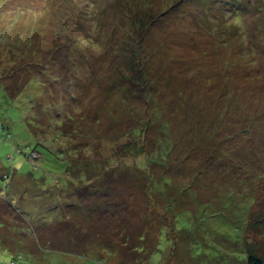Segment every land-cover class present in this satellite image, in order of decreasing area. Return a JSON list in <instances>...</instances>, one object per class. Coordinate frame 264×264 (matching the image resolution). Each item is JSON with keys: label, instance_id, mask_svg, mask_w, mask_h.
<instances>
[{"label": "rangeland", "instance_id": "rangeland-1", "mask_svg": "<svg viewBox=\"0 0 264 264\" xmlns=\"http://www.w3.org/2000/svg\"><path fill=\"white\" fill-rule=\"evenodd\" d=\"M249 251L264 261V0H0V264Z\"/></svg>", "mask_w": 264, "mask_h": 264}, {"label": "trees", "instance_id": "trees-1", "mask_svg": "<svg viewBox=\"0 0 264 264\" xmlns=\"http://www.w3.org/2000/svg\"><path fill=\"white\" fill-rule=\"evenodd\" d=\"M147 17H149V16H147ZM144 28H148V25L145 23L144 24V21L143 22H141V23H139V24H133V23H131V32L132 33H130V37H129V39L131 40V41H133V37H134V35L136 34V32L137 31H141L142 29H144ZM147 30V29H146ZM144 31V30H143ZM146 34V33H145ZM145 38V35H144V37L143 36H137L136 37V39H137V41L138 42H142V39H144ZM134 42V41H133ZM133 46H134V43L132 44ZM134 49H131V50H128L127 51V53L129 52V51H132L133 52V57L132 58H127L126 59V61H124V64H126L127 66H131V67H133L134 65H137V63H139L141 60H142V55H141V52H139L138 50H140V47L139 48H137L136 50H135V47H133ZM129 54V53H128ZM141 75H142V79L144 80V82L147 84V81H148V78H147V74L145 73V72H141L140 73ZM139 75V74H138ZM129 78L130 77H128L127 78V80L126 81H128L129 80ZM135 78V77H134ZM134 78H132L131 80H130V82H132V80L134 79ZM134 83V82H133ZM135 83L136 84H141V86H143L142 85V83H141V81L140 80H137L136 79V81H135ZM134 83V84H135ZM138 89V88H137ZM140 92L143 94V95H145V96H148L147 95V91H145V89H144V86L142 87V89L140 90ZM146 129V128H145ZM141 131L139 132V133H141L143 130L142 129H140ZM134 132V131H133ZM135 133V132H134ZM141 135V134H140ZM140 135L138 136V137H140ZM142 147V146H141ZM130 145L126 148L127 149V152H130ZM143 148V147H142ZM135 149H137V147H136V145H135ZM147 151V150H146ZM142 153V152H141ZM140 153V154H141ZM143 155H145V154H143ZM145 160V159H144ZM242 221H244V220H242ZM242 221H238V224H241L240 226H241V230H242V234H241V237L244 235V233L246 232V225L245 224H242ZM245 228V229H244ZM242 257H244L245 259L244 260H237L239 263H241V264H243V263H245V264H264V261L262 260V258H260V257H258V255L256 254V252H252V251H249V253L247 254V255H242ZM12 262V261H11ZM14 264H16L15 262H13Z\"/></svg>", "mask_w": 264, "mask_h": 264}]
</instances>
